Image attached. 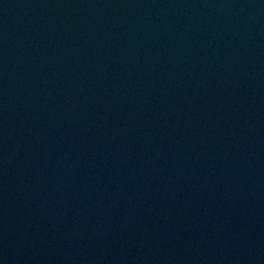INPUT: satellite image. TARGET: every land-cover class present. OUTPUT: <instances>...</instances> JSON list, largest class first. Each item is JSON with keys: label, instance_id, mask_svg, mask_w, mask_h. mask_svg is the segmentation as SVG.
Segmentation results:
<instances>
[{"label": "water", "instance_id": "water-1", "mask_svg": "<svg viewBox=\"0 0 264 264\" xmlns=\"http://www.w3.org/2000/svg\"><path fill=\"white\" fill-rule=\"evenodd\" d=\"M0 264H264V0H0Z\"/></svg>", "mask_w": 264, "mask_h": 264}]
</instances>
